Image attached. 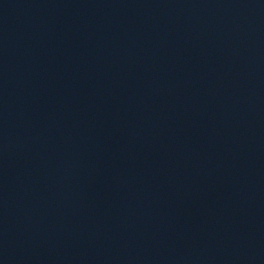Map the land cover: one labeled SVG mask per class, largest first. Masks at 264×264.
Wrapping results in <instances>:
<instances>
[{
	"label": "water",
	"instance_id": "95a60500",
	"mask_svg": "<svg viewBox=\"0 0 264 264\" xmlns=\"http://www.w3.org/2000/svg\"><path fill=\"white\" fill-rule=\"evenodd\" d=\"M0 264H264V0H0Z\"/></svg>",
	"mask_w": 264,
	"mask_h": 264
}]
</instances>
